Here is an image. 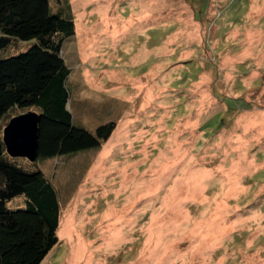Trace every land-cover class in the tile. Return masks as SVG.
<instances>
[{
    "label": "rangeland",
    "instance_id": "374dc122",
    "mask_svg": "<svg viewBox=\"0 0 264 264\" xmlns=\"http://www.w3.org/2000/svg\"><path fill=\"white\" fill-rule=\"evenodd\" d=\"M119 1L106 7L107 26L121 33L119 11L130 12ZM158 1L146 5L154 16L145 23L159 31L125 49L94 44L107 26L93 0H50L53 13L76 2L79 23L88 7L62 50L75 126L95 133L115 122L116 130L99 151L17 159L59 195V244L43 264H218L223 253L211 247L219 217H254L228 239L235 253L220 263L264 264V0ZM35 44L17 42L0 58ZM117 68L135 86L113 80ZM30 111L38 113L14 109L4 128ZM8 207L25 208V198Z\"/></svg>",
    "mask_w": 264,
    "mask_h": 264
},
{
    "label": "trees",
    "instance_id": "16d2710c",
    "mask_svg": "<svg viewBox=\"0 0 264 264\" xmlns=\"http://www.w3.org/2000/svg\"><path fill=\"white\" fill-rule=\"evenodd\" d=\"M75 34L71 5L53 13L50 0H0V54L17 42L36 41L24 53L0 58V264H43L59 244L61 217L59 195L50 180L41 170L21 167V158L8 155L3 123L9 114L16 108L38 111L37 160L99 151L116 130L111 122L92 133L73 121L67 88L72 69L62 50L64 41ZM21 197L25 208L8 207Z\"/></svg>",
    "mask_w": 264,
    "mask_h": 264
},
{
    "label": "crops",
    "instance_id": "0c3cea01",
    "mask_svg": "<svg viewBox=\"0 0 264 264\" xmlns=\"http://www.w3.org/2000/svg\"><path fill=\"white\" fill-rule=\"evenodd\" d=\"M74 1H76V0H74ZM88 1H90V0H88ZM95 1H99L100 6L98 3H95ZM111 1L112 0H93V2L89 5V6L97 5V7H98L97 9L99 11L102 9L103 10L105 9V11L102 15L104 20H106L105 26L110 24V21H111L110 19H112L109 16V12H110L111 8H106V7H108V5L109 6L111 5ZM156 1H158V0H156ZM152 2H154V0H151V1L150 0H126V1L120 0L119 1L120 9H122V11L124 10V11L130 12L129 18L128 17L125 18V17H123L124 15L121 14L122 12L120 13V11H119V14L121 15V18H122V22H126L125 25L123 26L122 30H121V33L118 32L119 30L117 31L118 26L117 27L114 26L113 28L111 26H107V27H105L104 30H102L104 33L100 32L101 35H98L95 38V40L93 39L94 44L97 43V41L100 42L102 39H105L103 41L104 44H107V45L111 44V46H116V47L118 45H121V47H124L126 49L130 45L129 39H133L134 37H140L141 39L146 37V38L151 39L150 33H153L155 31H159L158 24H156V25L151 24V26L150 25L148 26V25H146L147 23H145V21H148L145 19L146 15L150 16L152 18L154 16L153 11L151 10L152 13H150L151 11H149L148 8L146 7V5H149ZM74 4H76V2L72 3L73 6L71 8H72V12L75 16V9L74 8L76 5H74ZM103 5L105 7H102ZM150 5L153 9L154 5L153 4H150ZM144 6H145V9L143 11ZM138 7H140V9ZM87 8L88 7L82 6L83 12L81 14L83 16L79 17L81 23H79V21L75 22L76 34H78V31L81 29V24L86 20V13H87L86 9ZM141 11H143V12H141ZM94 13H95V11H94ZM75 19H76V17H75ZM113 19H117V18H113ZM137 22H138V24H137ZM81 32H83V31L81 30ZM141 39L136 38V40H140V41H141ZM87 40H88V38H87ZM158 47H159V45H157V49H158ZM81 55H82L84 61L91 59L89 56H86L84 53H82ZM96 59L97 58H94L93 60L96 61ZM94 61H91V62H94ZM110 61L112 62V60H110ZM116 64H118L117 61L115 62V65ZM111 74H113L112 75L113 80L121 81V79H119L121 77L122 79H125L128 82H131L135 86V84L133 82L135 79H133V77H131L128 74L120 75L121 74L120 69H118V68L115 69ZM253 218L254 217H239L237 219H233V218L227 219L225 217H219L218 220L213 223V225L216 226L213 229L218 230L220 232V234L217 235V233H215V234L213 233L214 235L218 236V240L215 244L212 245L211 248L212 249L216 248V250L219 249L222 251V253H223L222 256L224 258L220 260L221 262L226 260V257H225L226 255L228 256V259H229V257L231 255H234V253H235L234 251H233V253H230L227 251L226 245H227L228 241L230 240V238H232L233 235H237L242 231V228H243L241 226V225H243L242 223L250 224L253 222V221H251V220H253ZM228 236H229V238H227ZM247 244H248L247 249H249L251 246H254V239L252 241L249 240ZM223 249H226L225 253L223 252ZM256 253L254 254V256L256 255ZM258 253L260 254L259 251H258ZM244 254H246L247 256L250 257L249 253L245 252V253H243V255ZM246 259H248V258H246ZM220 261L218 264H221ZM205 263H203V264H205Z\"/></svg>",
    "mask_w": 264,
    "mask_h": 264
},
{
    "label": "water",
    "instance_id": "95a60500",
    "mask_svg": "<svg viewBox=\"0 0 264 264\" xmlns=\"http://www.w3.org/2000/svg\"><path fill=\"white\" fill-rule=\"evenodd\" d=\"M40 115L28 112L13 118L4 129L3 142L8 155L13 158L27 159L34 163L39 150Z\"/></svg>",
    "mask_w": 264,
    "mask_h": 264
}]
</instances>
